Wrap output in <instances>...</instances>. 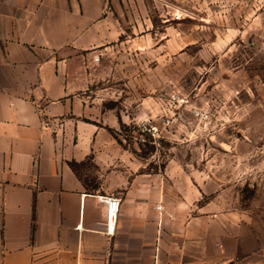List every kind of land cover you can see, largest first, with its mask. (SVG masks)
<instances>
[{"label": "rangeland", "instance_id": "rangeland-1", "mask_svg": "<svg viewBox=\"0 0 264 264\" xmlns=\"http://www.w3.org/2000/svg\"><path fill=\"white\" fill-rule=\"evenodd\" d=\"M116 17L90 94L132 173L164 182L166 264H264V0H118Z\"/></svg>", "mask_w": 264, "mask_h": 264}, {"label": "crops", "instance_id": "crops-1", "mask_svg": "<svg viewBox=\"0 0 264 264\" xmlns=\"http://www.w3.org/2000/svg\"><path fill=\"white\" fill-rule=\"evenodd\" d=\"M117 2L0 0V264H166L181 231L168 234L164 182L132 173L90 94L121 36ZM89 156L94 188L75 169ZM237 229L241 254L252 234Z\"/></svg>", "mask_w": 264, "mask_h": 264}, {"label": "built area", "instance_id": "built-area-1", "mask_svg": "<svg viewBox=\"0 0 264 264\" xmlns=\"http://www.w3.org/2000/svg\"><path fill=\"white\" fill-rule=\"evenodd\" d=\"M97 60L99 59V57H97L96 58ZM49 125V124H48ZM104 199L106 200V201H108V202H110V203H112L113 201H116L117 199H113V198H107V197H105L104 196ZM156 209L158 210V211H163V209H164V207H163V205L161 204V203H158L157 205H156ZM116 215H117V210H111L110 211V213H109V219H110V221L112 222V220H113V216L114 217H116Z\"/></svg>", "mask_w": 264, "mask_h": 264}]
</instances>
